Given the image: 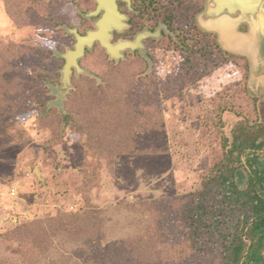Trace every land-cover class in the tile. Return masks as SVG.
<instances>
[{
	"label": "rangeland",
	"instance_id": "obj_1",
	"mask_svg": "<svg viewBox=\"0 0 264 264\" xmlns=\"http://www.w3.org/2000/svg\"><path fill=\"white\" fill-rule=\"evenodd\" d=\"M70 2L0 0V264H221L237 212L194 209L238 122L263 119V50L189 26L155 61L91 49L57 102Z\"/></svg>",
	"mask_w": 264,
	"mask_h": 264
},
{
	"label": "trees",
	"instance_id": "obj_2",
	"mask_svg": "<svg viewBox=\"0 0 264 264\" xmlns=\"http://www.w3.org/2000/svg\"><path fill=\"white\" fill-rule=\"evenodd\" d=\"M262 118L252 124L238 122L231 140L225 139L223 145L227 146L228 141L229 145L224 159L215 165L214 174L204 184V196L208 193L211 203H200L194 209L196 216L206 218H216L226 209L237 212L232 231H219L221 220L211 219L207 224L210 236L212 231H219L222 237L221 264H264V113ZM237 175L243 181L241 187L235 181ZM181 230L184 236L185 229Z\"/></svg>",
	"mask_w": 264,
	"mask_h": 264
},
{
	"label": "flooded vegetation",
	"instance_id": "obj_3",
	"mask_svg": "<svg viewBox=\"0 0 264 264\" xmlns=\"http://www.w3.org/2000/svg\"><path fill=\"white\" fill-rule=\"evenodd\" d=\"M70 1L69 9H74L77 20L73 24L67 21V24H71L67 28L75 29L81 36L86 35L89 30L95 32L91 45L85 44L83 54L77 58L81 68H83V59L91 49L95 48L114 63L143 55H146L149 61H155L158 59L157 53L159 52L163 54L164 51L170 50L182 51V48L188 50L190 47L182 41L181 43L178 41V45L170 47V50L166 48L174 35L181 36L180 32H183V28L187 26L198 28V14L207 9L206 0ZM108 9H110L109 15L106 13ZM91 12L93 14H90ZM88 21L91 22L90 26L84 27V23ZM167 29L171 33H167ZM243 29L245 31L246 27L244 26ZM66 34L72 39L69 49H74L76 43L74 33L66 29ZM102 41L108 43L113 56H110L109 51L102 45ZM143 57L146 61L145 56ZM61 58L63 66L65 58ZM75 73L72 68L70 81Z\"/></svg>",
	"mask_w": 264,
	"mask_h": 264
},
{
	"label": "water",
	"instance_id": "obj_4",
	"mask_svg": "<svg viewBox=\"0 0 264 264\" xmlns=\"http://www.w3.org/2000/svg\"><path fill=\"white\" fill-rule=\"evenodd\" d=\"M206 8L207 9L198 14V25L206 32H214L217 35V40L221 48L230 53L245 56L251 63L254 61L255 51L263 50L264 53V0H206ZM106 13L109 15L110 9H108ZM207 13L215 14L216 17L226 13L229 17L224 19L223 21L225 22L223 23L227 22L229 25L227 31H231V34L235 33V37H239L242 41L243 39L250 41L252 46L249 43V45H246L247 47L242 45L239 46V44H236V42L235 44L227 45L223 41V39L226 37L224 33L226 27L223 30L221 24L219 27L217 24H214L210 27L209 25H205L199 21V17ZM90 14H93V12ZM240 24H244L246 26V32L238 30V26ZM66 29L69 32L74 33L76 37V43L74 45V49H67L64 54H60L61 57L65 58V63L60 69V85L57 86L55 90L57 102H61L72 87L70 81L72 68H74L76 73L90 75V73L79 66L77 58L83 54L85 44L88 46L91 45L95 32L89 30L86 35L81 36L76 32L75 29ZM105 42L102 41V45H104L109 51L110 56H113L110 46Z\"/></svg>",
	"mask_w": 264,
	"mask_h": 264
},
{
	"label": "bare ground",
	"instance_id": "obj_5",
	"mask_svg": "<svg viewBox=\"0 0 264 264\" xmlns=\"http://www.w3.org/2000/svg\"><path fill=\"white\" fill-rule=\"evenodd\" d=\"M208 4H209V2H208ZM227 17H229L226 13L225 14H221V15H219L218 17H216L215 16V14H212V13H207V14H205V15H201L200 17H199V21L201 22V23H204L205 25L207 24V25H209L210 27L212 26V25H214V24H217L218 25V27L219 26H221L222 27V29L224 30V28L226 27V30H224V33H225V35H226V37L223 39V41L227 44V45H231V44H235V42H236V44H239V46H245V47H247L246 45L249 43L251 46H252V43H250V41H247V40H244L243 39V41L242 40H240V38L239 37H235V33H232L231 34V31H227L228 30V27H229V25L227 24V22L226 23H223V22H225V21H223L224 19H226ZM220 20H222V21H220ZM221 24V25H220ZM225 25V26H224ZM248 44V45H249ZM250 47V46H249Z\"/></svg>",
	"mask_w": 264,
	"mask_h": 264
}]
</instances>
